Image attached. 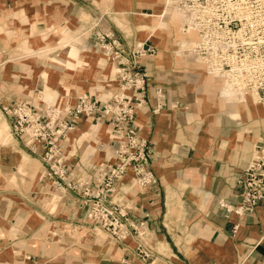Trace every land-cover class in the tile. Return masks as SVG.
Here are the masks:
<instances>
[{"label": "crops", "instance_id": "crops-1", "mask_svg": "<svg viewBox=\"0 0 264 264\" xmlns=\"http://www.w3.org/2000/svg\"><path fill=\"white\" fill-rule=\"evenodd\" d=\"M117 1L116 7L107 9L104 0H0L1 64L12 56L18 59L19 53L11 51L13 45H23L34 28L45 29L49 22L77 28L88 18L86 25L98 27L92 32V43H96L97 33L109 31L124 47H135L117 32L121 34L124 28L138 38L142 25L137 15L153 13L164 2ZM108 14L125 19L119 26L114 22L112 28ZM1 30H6V36ZM152 37L142 43L154 48L155 54L144 60L148 78L137 124L150 147L149 168L156 182L140 188L128 176L115 195V200L128 209L131 223L143 233L151 257L145 262L138 258L135 237L120 242L93 230L81 200L43 177L41 148L29 146L13 134L11 119L4 110L26 100L21 98L28 96L26 93L42 98L41 91L47 84L44 71H52L50 82L57 91L47 100L49 103L58 99L67 84L76 95L70 96L71 100L78 101V88L86 84L85 80L78 82L76 74L67 75L63 64L52 62L66 63V57L82 62L74 46L57 48L46 57L41 56V44L28 41L24 42L27 50L22 56L29 61L24 65L26 71L7 73L11 77L25 76L24 88L0 85V135L8 129L11 135L7 142L0 140V264H264V201L244 216L228 215L223 207L239 208L243 204L244 191L238 178L264 146V109L259 107L261 111L255 116L250 103L242 111L238 104L222 107L213 100L206 102L202 75L192 63L186 68L177 59L173 46L177 38L168 43V37L158 42ZM54 43H59L58 39ZM160 53L165 55L164 63L159 62ZM112 66L116 80V65ZM99 69L94 70L99 73ZM112 91V95L119 91L117 82ZM227 99L231 101L232 97ZM26 101L45 108L43 102L35 104L32 97ZM111 129L105 119L82 117L70 138L79 132L80 140L91 137L96 147L86 145L73 152L76 139L71 142L69 138L67 164L91 172L93 166L109 159L107 148L111 150L113 145L107 133ZM107 139L106 148H99V143Z\"/></svg>", "mask_w": 264, "mask_h": 264}, {"label": "built area", "instance_id": "built-area-1", "mask_svg": "<svg viewBox=\"0 0 264 264\" xmlns=\"http://www.w3.org/2000/svg\"><path fill=\"white\" fill-rule=\"evenodd\" d=\"M168 3L182 17V33L193 37L192 47L182 51L184 58L201 61L217 78L256 97L264 109V0H167ZM95 48L116 65L119 91L108 100L83 95L65 115L54 105L43 102V108L26 100L4 111L11 119L13 134L27 145L41 148L43 177L55 187L64 186L81 200L93 230L120 242L135 237L137 256L145 262L151 257V248L115 195L128 176L140 188L156 182L149 168L150 147L137 124V110L145 102L148 78L144 60L153 56L155 49L144 44L124 47L109 31L97 33ZM91 116L111 125L113 147L109 159L85 172L83 167L67 164L66 150L77 122ZM238 185L244 191L242 206L223 207L228 215L251 214L264 201V158L254 160L240 174Z\"/></svg>", "mask_w": 264, "mask_h": 264}, {"label": "rangeland", "instance_id": "rangeland-1", "mask_svg": "<svg viewBox=\"0 0 264 264\" xmlns=\"http://www.w3.org/2000/svg\"><path fill=\"white\" fill-rule=\"evenodd\" d=\"M153 1V0H152ZM161 0H156V2H160ZM163 6L159 7L157 6L154 9V12L152 13V11H144L143 13L137 15V19L139 21V25L141 24L142 26H140L139 29V33L138 34V38L137 35H135V33H126L123 29L121 30V34L119 32H117L121 38L127 40L129 43L131 42L132 44L136 45V46H140L144 40L148 39L149 37H152L151 40L152 41H160L159 39H166V37H168V43L169 40H174V38H177V41L175 44H173V46H175V51L177 52V59H179L181 62L180 65H186V68H188V66H191V63L193 64V66H195V70L196 72H199L201 75H205L206 71L204 70V67L202 66V63H200L199 61H196L194 59H188V58H184V54L182 53V51L186 48H190L191 46L188 44L186 37L184 36V34L181 31V27H180V23L182 20H178L176 19V17H180L181 15L178 14L177 12H174L172 9H170V4H167V0H162ZM117 0H104V4L106 5L107 9L111 8V7H116L117 4ZM155 2V0H154ZM153 6V5H152ZM144 13H150V14H144ZM121 16H112L111 14H108L106 16V18L108 19V22L110 23V26L112 25V28L114 27V22L117 23V25L119 23V21L122 22L121 19H125L124 17ZM88 18H85L81 21V23H78V27L75 28V26L70 25V24H62L59 26H56L57 24L53 23V22H49V26H47V28L45 29H37L34 28L33 32L31 34V36H29V38H27L25 36V40L22 42L23 45L21 44H15L13 45L12 50H14L16 53H19V57L18 59H14L12 56V58H10V60L6 63V64H1L0 61V85L2 86V88H7V84H13L16 86V84H18V87L16 88H24L23 84L26 83L25 80H27V78L25 76H23L22 78L20 76H18V74H16L14 77H11L9 75H7V73H9L11 70H20V71H26L24 68L25 66L28 64V59H22V56H25L24 54L26 53V46H27V42L31 41L30 44L33 45H37L41 44V56H46L47 54L51 51H54L57 48H63L65 49L66 47H70L71 45L74 46L77 50V52L80 54L81 56V61L77 60V59H71L69 57L67 58V62L66 63H61L55 59H52L53 63L56 64H63L64 67L66 68L67 71V75L70 74H76L78 82L79 80H85L86 84L83 85L84 87H79L78 88V92H77V96H78V101H80V97L83 95L86 96H90L95 97V98H99L103 101L108 100L111 96H112V90H113V85L115 84V77H114V72L113 71V66H112V62L111 60H109L106 56L102 55L96 48H95V41L94 43H92V35H93V31L97 28H93V24L89 25L86 23ZM125 21V20H124ZM159 22V24H158ZM109 25V24H108ZM118 25V26H119ZM125 24H123L124 26ZM159 25V26H158ZM122 26V27H123ZM127 26V25H126ZM127 30H131L128 27H125ZM2 31V30H1ZM97 31V30H96ZM3 32V36L5 35V31ZM125 32V33H124ZM6 38V37H4ZM58 39L59 43H54V40ZM92 39V40H91ZM34 40V41H33ZM150 40V41H151ZM165 41V40H164ZM26 42V43H24ZM149 42V41H148ZM47 46V47H46ZM46 47V48H45ZM165 47V46H163ZM166 48V47H165ZM168 50V47H167ZM68 52V51H67ZM161 55H159V62L160 63H164L165 62V55H163V53H160ZM36 57V55H35ZM85 58H89V60H86ZM25 65V66H24ZM95 67L100 68L99 69V73L97 71H95ZM103 70V71H102ZM23 71V72H24ZM17 73H19L18 71H16ZM52 71L51 70H46L43 72V76L45 77V79L47 80V84L45 86V89L43 91H41V96L42 98H44V101L41 100V97H35L32 93H26L28 96H23L21 98H25L26 100H29V98H34V102L35 104H38L39 102H47V100L49 98H51L52 96L54 97V92L57 93V91H55V89L53 88V86L51 85L50 82V74ZM105 73V76H101L100 78H98L96 75L100 74V73ZM20 74V73H19ZM107 75V76H106ZM87 76H92V78H87ZM93 79V81H92ZM99 79V80H98ZM6 84V85H5ZM22 84V85H21ZM5 85V86H4ZM65 85V84H64ZM73 85H74V81H73ZM82 84H80L79 86H81ZM1 88V87H0ZM15 88V87H14ZM54 89V91H53ZM62 93H58L59 97L55 102H51L49 104L56 106L57 108H60V110L62 111V115H65V112H67V110L69 108H74L73 106H75V104L77 105L78 101L72 97V100L70 98V96H76L75 93H73V91L70 90V86L67 84L65 85V88H63ZM210 91L211 93V88L208 89V92ZM229 95H227L226 97H228ZM89 97V98H90ZM239 99V96H238ZM232 100V99H231ZM77 101V102H76ZM256 105L258 112H256V107H251L253 109V112L255 114V116L259 115V112L261 111L260 108H262L259 104H255ZM260 107V108H259ZM244 111V110H242ZM0 116H2V114H0ZM233 117V116H232ZM241 117V114L238 116V118ZM90 117H87V119H89ZM93 122V120H92ZM93 124L96 125H100V123H98L97 121H94ZM110 131L109 133H107V136H111L110 135ZM100 132V131H99ZM100 133H98L99 135ZM106 132L104 133L103 136H105ZM101 135V134H100ZM11 138V135L9 133V129L7 130L6 133H2L0 135V140L3 142H7L6 140H9ZM80 133L76 132L73 136H71L70 140L71 142L76 139V141L73 142V152H77L76 148L81 147L82 149L88 145V147L91 148V145L96 147L95 144V140L91 137H86L81 139ZM108 141V139L103 143L100 142L99 143V148L103 147L106 148V142ZM97 146V147H98ZM261 150H264V146L261 148ZM260 150V151H261ZM107 153L108 155H111V150H109L107 148ZM257 156V154H256Z\"/></svg>", "mask_w": 264, "mask_h": 264}, {"label": "bare ground", "instance_id": "bare-ground-1", "mask_svg": "<svg viewBox=\"0 0 264 264\" xmlns=\"http://www.w3.org/2000/svg\"><path fill=\"white\" fill-rule=\"evenodd\" d=\"M178 20H182V17H176ZM185 36V35H184ZM188 44L192 47L193 37L185 36ZM199 61V60H198ZM202 63L201 61H199ZM202 66L204 67V70L206 71L205 75H202V84L206 88V94H205V100L206 102L209 101H215L218 106L224 107L225 104H238L241 108V110L245 109V104L250 103V106L256 107L253 103L257 104L256 97L249 93H242L233 88L229 82H227L224 79L217 78L214 74H212L209 70H207V67L204 63H202ZM198 86V85H197ZM211 88L208 92V89ZM228 97H232V100L230 101L227 99ZM239 96V99H238ZM41 100H43L41 98ZM230 101V102H229ZM238 106V107H239ZM257 109V107H256ZM258 112V109L256 110ZM237 117L240 115V113L236 114ZM240 118V117H239ZM261 158H264V150L257 151V156L255 157V160H259Z\"/></svg>", "mask_w": 264, "mask_h": 264}]
</instances>
